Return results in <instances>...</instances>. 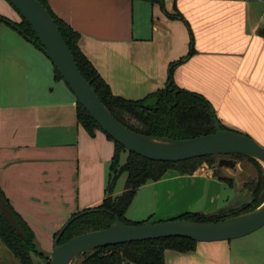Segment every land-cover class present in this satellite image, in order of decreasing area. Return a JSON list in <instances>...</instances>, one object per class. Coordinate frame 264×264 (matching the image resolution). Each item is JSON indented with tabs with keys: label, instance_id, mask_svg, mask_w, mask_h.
I'll return each mask as SVG.
<instances>
[{
	"label": "crops",
	"instance_id": "crops-1",
	"mask_svg": "<svg viewBox=\"0 0 264 264\" xmlns=\"http://www.w3.org/2000/svg\"><path fill=\"white\" fill-rule=\"evenodd\" d=\"M47 3L79 34L80 51L113 95L134 101L165 89L170 65L181 62L173 70L175 86L203 97L221 124L264 146V37L258 32L264 19L255 0ZM9 16L3 17L17 22ZM113 151L103 132L90 136L77 123L76 99L55 79L44 53L0 24V189L45 257L73 214L102 203ZM143 190L154 211L141 217L132 208ZM181 199L188 200L184 207L176 202ZM248 199L203 164L193 175L168 172L141 186L125 218L156 223L189 212L212 215ZM245 246L251 251L252 245L231 241L198 243L189 253L165 251V264H254L243 256Z\"/></svg>",
	"mask_w": 264,
	"mask_h": 264
},
{
	"label": "trees",
	"instance_id": "trees-1",
	"mask_svg": "<svg viewBox=\"0 0 264 264\" xmlns=\"http://www.w3.org/2000/svg\"><path fill=\"white\" fill-rule=\"evenodd\" d=\"M36 1L40 2L46 8L55 21L83 78L89 83L101 103L120 124L143 136L155 138L167 137L173 140L192 139L215 133L214 118L217 117L211 105L200 95L181 90L173 83L174 67L181 62L170 65L167 83H169L170 80H172V83L166 92L164 89L158 90L143 99L134 101L115 96L111 93L109 86L101 78L93 65L80 51L78 47L79 34L52 13L47 0ZM142 1L161 4L163 0ZM2 23L13 28L19 35L42 51L38 39L23 18H21L20 23H15L0 15V24ZM258 32L260 36L264 37V29H260ZM55 79L62 81V78L56 70ZM175 92H177V103L173 106L175 103ZM76 120L90 136L94 135L95 130L103 132L77 101ZM217 121L219 122V120ZM219 124L223 130L234 131L225 127L220 122ZM104 134L114 145L113 156L109 166L108 182L105 189V198L99 206L82 210L70 217V219L73 218V220L61 235L58 241L59 245L67 242L73 237L106 229L113 224L115 218H118L127 225L134 226L152 223L150 222L151 217L142 222H130L125 218V213L131 205L137 190L141 186L161 180L168 172H175L180 176L193 175L203 164H206L208 167H213L215 162L218 163L216 157H224L212 155L178 162H157L128 152L123 146L114 142L106 133ZM124 152L127 153V157L125 162L121 164V156ZM226 156L233 160L244 158L255 164L258 171L257 176L245 188L249 190L252 197L251 200L239 206H227L213 217L189 212L172 220L217 222L250 212L264 202L263 167L250 157L234 154ZM217 167L219 168L218 164ZM123 174L126 176L123 192L119 196H114L113 192L117 181ZM213 175L217 177L219 181L232 187L233 180H231V178L221 177L214 173ZM0 196L7 204L23 232V236H20L0 213V241L17 259L18 264H34L33 255L42 257L46 264H49L48 258L37 250L33 231L20 215L15 212L1 189ZM57 234L58 232L54 235V238ZM197 244L198 243L193 240L181 237L132 242L122 245L101 247L85 252L72 264H165V251L170 250L178 253H189L195 251Z\"/></svg>",
	"mask_w": 264,
	"mask_h": 264
},
{
	"label": "water",
	"instance_id": "water-1",
	"mask_svg": "<svg viewBox=\"0 0 264 264\" xmlns=\"http://www.w3.org/2000/svg\"><path fill=\"white\" fill-rule=\"evenodd\" d=\"M6 1L31 27L44 55L68 86L76 101L104 133L128 152L157 162H178L212 155H242L256 160L264 169V146L245 134L221 129L217 118H214L215 133L185 140L147 137L129 130L112 116L83 78L55 21L46 8L36 0ZM171 83L172 80L165 86V92ZM176 95L177 92L174 93L173 106L177 103ZM218 166L233 170L237 162L231 159H220ZM0 213L12 228L23 236L21 227L1 196ZM72 220L73 218L69 219L54 238L49 264H72L85 252L132 242L181 237L197 243H211L243 238L264 226V202L250 212L217 222L169 220L134 226L115 218L113 224L106 229L73 237L59 245L61 235Z\"/></svg>",
	"mask_w": 264,
	"mask_h": 264
},
{
	"label": "rangeland",
	"instance_id": "rangeland-1",
	"mask_svg": "<svg viewBox=\"0 0 264 264\" xmlns=\"http://www.w3.org/2000/svg\"><path fill=\"white\" fill-rule=\"evenodd\" d=\"M257 3L260 4V8H258L259 15L262 12L264 19V0H255ZM0 14L9 16L10 14L17 16L16 20L17 22L15 23H20L21 18L17 14V12L10 6V4L6 0H0ZM10 17V16H9ZM264 26V23H262ZM127 157V153L124 152L122 153L121 156V164L125 162V159ZM220 159H231L232 158L228 156L224 157H216V161ZM237 162V166L235 169L231 170L229 168L223 167V168H218L217 167V162L214 163L213 167H209L210 170L218 176L221 177H229L231 180H233L232 187L235 189V192H242L244 194L247 193V196L249 195L248 202L251 200V195L249 193V190H246V186L250 184L257 176V168L255 167V164L247 159H237L234 160ZM214 176V175H213ZM124 183H125V175L123 174L119 181L117 182L116 190L115 191H121L124 189ZM144 194V196H143ZM245 197L243 196V200ZM202 200H200L201 202ZM205 201V199H204ZM203 201V203H204ZM177 204L180 207H184L183 203H188V200H177ZM203 203L197 205V209L199 210L201 206H203ZM164 203H162V206H159L160 211L163 210ZM165 207V206H164ZM133 212L135 214L146 215L148 213H152L154 211V204L152 203V200L145 195V191L140 192L138 195V198L136 199V203L134 204V207L132 208ZM195 211V210H193ZM199 212V211H196ZM253 235L249 237H243L239 240H230L233 244H241L243 243L244 245H249L251 246V251H249V248L246 246L242 248L243 256L246 257L247 261H252L254 264H264V226L260 228L259 230L255 231L252 233ZM40 243L36 242L37 250L41 253L46 254L41 248H40ZM258 247V251H256L255 247ZM242 257V258H244ZM34 264H46L45 260L40 257L33 255L32 256ZM50 261V259L48 258ZM0 264H18L17 259L12 255V253L6 248V246L0 241Z\"/></svg>",
	"mask_w": 264,
	"mask_h": 264
}]
</instances>
